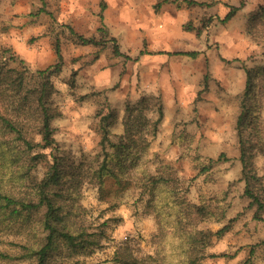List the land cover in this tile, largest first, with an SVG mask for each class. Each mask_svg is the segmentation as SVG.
I'll list each match as a JSON object with an SVG mask.
<instances>
[{"label":"rangeland","instance_id":"obj_1","mask_svg":"<svg viewBox=\"0 0 264 264\" xmlns=\"http://www.w3.org/2000/svg\"><path fill=\"white\" fill-rule=\"evenodd\" d=\"M15 1L22 3L21 10L7 12ZM197 1L210 4L187 5L182 0H0V46L10 48L15 57L36 70L52 64L54 59H35V42L41 34L32 29L27 35L24 26L39 29L44 25V34L52 30L51 36H58L63 65L52 77L57 91L51 98L61 114L52 120V126L68 171L71 164H82V175L86 176L87 169L100 161L98 111L105 113L107 105L115 109L118 120L109 126L110 139L115 141L123 132L124 103L136 102L142 95L157 96L163 116L155 136L148 135L145 164L151 170L159 162L169 164L183 181L185 194L192 202L227 190L229 206L224 220L204 221L199 226L215 231L230 224L222 237L212 238L207 253L227 252L233 257L206 258L202 264H244L248 246L264 236V227L252 219L253 209L243 195L234 123L237 97L245 84L242 66L264 61V49L257 42L263 39L259 29L263 31L264 0ZM240 2L243 5L236 13L221 22L229 5L238 6ZM102 8L109 35L119 48L129 51L121 52L125 59L119 56L115 60L109 40L104 47H81L71 39L67 26L82 35L100 38L95 28L100 25ZM134 39L150 52L195 50L199 54L191 58L155 53L141 58L138 51L126 48L133 45ZM76 48L82 52L74 54ZM26 53L31 57H25ZM146 115L154 120L157 112L151 110ZM260 121L264 148V106ZM253 162L264 182V153H257ZM31 175L41 178L43 167H35ZM85 176L64 185L68 200L79 216H86L87 222L82 225L86 231L108 221L98 246L89 255L73 258L81 264H115L111 260L113 253L118 244L127 240L134 254L137 250L152 252L157 231L153 214L131 192L117 191L111 183L104 197L99 198L96 184ZM249 264H264L263 246L255 248Z\"/></svg>","mask_w":264,"mask_h":264},{"label":"trees","instance_id":"obj_2","mask_svg":"<svg viewBox=\"0 0 264 264\" xmlns=\"http://www.w3.org/2000/svg\"><path fill=\"white\" fill-rule=\"evenodd\" d=\"M187 5H209L197 0H182ZM243 5H229L221 22L229 20ZM43 7L39 8L41 12ZM96 30L100 38L85 36L67 26L76 45L104 47L107 40L113 44L115 56L121 51L103 22ZM263 39L258 40L264 49V22H261ZM54 61L44 68L31 70L24 59L15 57L10 48L0 46V264H81L73 256L89 255L105 234L103 220L93 231L82 227L86 216H79L68 200L65 184L84 178L82 164L66 167L65 159L54 138L52 120L60 111L51 96L57 91L52 77L59 74L63 65L60 40L51 36ZM259 33V34H260ZM181 54L195 58L199 51L149 52ZM233 59L232 61H235ZM245 84L238 95V110L234 129L239 147L241 165L239 180L244 182L243 195L253 209L252 219L264 227V182L258 175L253 158L264 153L260 111L264 106V61L254 66L243 65ZM87 97V94L85 95ZM157 112L149 120L147 112ZM99 116L97 132L102 157L96 167H89L85 177L97 187L103 198L107 184L117 191H129L135 200L149 210L157 220V231L152 239V252L134 254L131 243L123 241L116 247L112 261L115 264H202L206 258L233 257L221 252L207 253L212 238H220L231 228L225 224L215 231L199 226L204 221L221 222L226 216L227 190L220 195L201 199L198 203L186 196V187L175 170L159 162L153 170L145 164L144 155L150 138L155 136L157 124L163 116L160 99L142 95L136 102H125L123 132L116 140L110 139L109 126L116 123L115 109L106 106ZM222 156V153H221ZM43 167V175H31L32 169ZM82 175V176H81ZM82 181H79L81 183ZM234 218L229 221L232 222ZM91 223V222H89ZM263 246L264 236L248 246L243 261L249 264L255 248Z\"/></svg>","mask_w":264,"mask_h":264},{"label":"crops","instance_id":"obj_3","mask_svg":"<svg viewBox=\"0 0 264 264\" xmlns=\"http://www.w3.org/2000/svg\"><path fill=\"white\" fill-rule=\"evenodd\" d=\"M9 1L10 0H5V2H9ZM21 8H22V3L20 1H15L14 5L12 7H9V9H7V12H9V13L18 12V11L21 10ZM43 27H44V25H41V26H39V29H36L37 27L35 28V27H32L31 25L30 26L29 25H25L24 28H23V31L27 35L32 32V31H30L32 29H34V31L37 30V31L40 32L41 36L35 42V48H34V55L33 56H35L36 60H41L42 61V60H45L46 58H48L50 61H52L55 56H54V52H53L52 45H51V39H50L49 35L44 34L45 32L43 31ZM119 43H120V41H119ZM86 46L87 45H84V46H81V47H86ZM126 48L129 49V50L134 49V52H135V51H139V50L142 49V44H141V42L138 43V41L136 39H134L133 45H126ZM74 50H75L74 54H80L82 52V50L79 49V48H76ZM119 50L121 52L124 51L123 48H119ZM147 51L150 52V50H147ZM124 52H129V51H124ZM26 54H27V56H25V57H27V58L31 57L30 56L31 54L30 55H29V53H26ZM147 54L148 53L142 54V55H139V56H141V58H142L144 55H147ZM152 54H155V53H152ZM159 54H161V53H159ZM119 56L123 58V56L117 55V56L114 57L115 60H117V58ZM123 59H125V58H123ZM121 63L123 64L124 61H121ZM124 64L126 65L127 63H124Z\"/></svg>","mask_w":264,"mask_h":264}]
</instances>
